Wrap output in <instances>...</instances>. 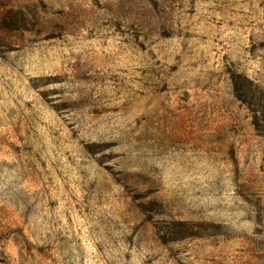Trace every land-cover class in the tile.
Segmentation results:
<instances>
[{"label":"rangeland","instance_id":"obj_1","mask_svg":"<svg viewBox=\"0 0 264 264\" xmlns=\"http://www.w3.org/2000/svg\"><path fill=\"white\" fill-rule=\"evenodd\" d=\"M4 264H264V0H0Z\"/></svg>","mask_w":264,"mask_h":264},{"label":"trees","instance_id":"obj_2","mask_svg":"<svg viewBox=\"0 0 264 264\" xmlns=\"http://www.w3.org/2000/svg\"><path fill=\"white\" fill-rule=\"evenodd\" d=\"M0 264H4L1 258H0Z\"/></svg>","mask_w":264,"mask_h":264}]
</instances>
